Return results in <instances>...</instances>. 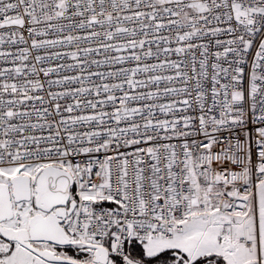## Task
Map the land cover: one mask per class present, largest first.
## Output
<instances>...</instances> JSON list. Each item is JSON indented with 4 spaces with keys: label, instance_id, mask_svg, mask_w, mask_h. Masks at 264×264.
Instances as JSON below:
<instances>
[{
    "label": "snow or ice",
    "instance_id": "6c2138e0",
    "mask_svg": "<svg viewBox=\"0 0 264 264\" xmlns=\"http://www.w3.org/2000/svg\"><path fill=\"white\" fill-rule=\"evenodd\" d=\"M0 264H264V0H0Z\"/></svg>",
    "mask_w": 264,
    "mask_h": 264
}]
</instances>
